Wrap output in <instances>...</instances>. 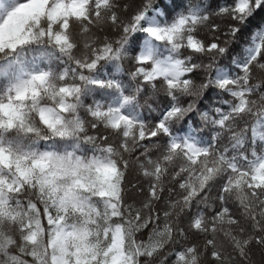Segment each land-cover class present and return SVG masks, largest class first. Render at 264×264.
<instances>
[{"label":"snow or ice","instance_id":"6c2138e0","mask_svg":"<svg viewBox=\"0 0 264 264\" xmlns=\"http://www.w3.org/2000/svg\"><path fill=\"white\" fill-rule=\"evenodd\" d=\"M0 264H264V0H0Z\"/></svg>","mask_w":264,"mask_h":264}]
</instances>
